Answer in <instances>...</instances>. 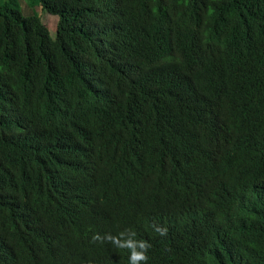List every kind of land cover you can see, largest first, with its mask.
<instances>
[{
    "label": "trees",
    "instance_id": "16d2710c",
    "mask_svg": "<svg viewBox=\"0 0 264 264\" xmlns=\"http://www.w3.org/2000/svg\"><path fill=\"white\" fill-rule=\"evenodd\" d=\"M33 1L55 38L0 4V264H113L92 235L126 228L151 264H264V0Z\"/></svg>",
    "mask_w": 264,
    "mask_h": 264
},
{
    "label": "clouds",
    "instance_id": "9594fccd",
    "mask_svg": "<svg viewBox=\"0 0 264 264\" xmlns=\"http://www.w3.org/2000/svg\"><path fill=\"white\" fill-rule=\"evenodd\" d=\"M223 80H219L216 78L207 80L198 91V99H209L212 95L221 87ZM153 231L158 233L160 236H166L168 233L167 227L153 224ZM137 233L131 229L126 228L120 231L118 234L113 235L111 233L100 235L95 233L92 235V242L95 243L99 241L100 243H104L105 241L111 243L115 248L121 250H127V255L124 260L119 258L113 264H151L148 262L149 260V249L151 248V244L144 239H137ZM75 264H95L91 261L88 262H80Z\"/></svg>",
    "mask_w": 264,
    "mask_h": 264
},
{
    "label": "rangeland",
    "instance_id": "374dc122",
    "mask_svg": "<svg viewBox=\"0 0 264 264\" xmlns=\"http://www.w3.org/2000/svg\"><path fill=\"white\" fill-rule=\"evenodd\" d=\"M8 0H0V4L5 3ZM16 5L19 6L25 16L32 13V10L41 18L42 22L49 28L52 37L57 35V27L59 18L57 16L50 15L42 10V7L29 8L35 3L33 0H14ZM28 3V4H27ZM29 5V6H28Z\"/></svg>",
    "mask_w": 264,
    "mask_h": 264
}]
</instances>
